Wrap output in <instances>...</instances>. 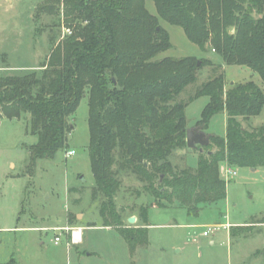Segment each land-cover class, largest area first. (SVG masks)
Here are the masks:
<instances>
[{
	"label": "trees",
	"instance_id": "trees-1",
	"mask_svg": "<svg viewBox=\"0 0 264 264\" xmlns=\"http://www.w3.org/2000/svg\"><path fill=\"white\" fill-rule=\"evenodd\" d=\"M152 1L157 15L146 2ZM72 29L57 45L40 75L0 76V117H28L27 173L39 160H53L68 148L70 117L81 100L89 103V155L103 227L125 239L131 253L149 246L150 207L140 208L142 226L127 225L115 199L121 174L134 175L158 208L175 203L189 214L227 198L221 167H264V125L244 128L259 116L264 92L254 81L226 87L225 73L203 83L188 102L179 100L195 84L208 60L156 57L172 48L160 20L184 30L188 40L208 46L228 66L248 67L264 83V0H63ZM52 10V9H51ZM80 20L73 25L74 20ZM202 97L208 103L197 127L227 115L224 137L210 136L196 169L175 168L171 157L186 143V107ZM208 152H211L209 155ZM8 264H17L12 260Z\"/></svg>",
	"mask_w": 264,
	"mask_h": 264
},
{
	"label": "rangeland",
	"instance_id": "rangeland-1",
	"mask_svg": "<svg viewBox=\"0 0 264 264\" xmlns=\"http://www.w3.org/2000/svg\"><path fill=\"white\" fill-rule=\"evenodd\" d=\"M146 8L157 15L152 1L146 2ZM65 10L63 0H0V76L42 73L52 49L72 34ZM160 25L169 33L172 48L156 60L194 57L211 62L200 68L197 82L179 100L188 102L203 83L220 73H225L226 87L254 81L264 92L263 81L248 67L228 66L210 46L202 50L190 42L182 28L163 20ZM207 103L208 98L202 97L188 104V129L197 128ZM88 119L86 96L70 117L74 129L68 148L53 160H39L28 174L29 148L38 141L26 132L28 117L0 118V229L11 228L0 230V264L12 260L17 264H264V167L222 166L227 198L201 205L197 214H189L178 203L164 209L154 206L143 183L132 174H121L123 185L115 203L125 223L131 225L128 219L136 217L133 225H144L140 208L150 207L149 246L131 253L116 229L103 227L99 205L92 200L95 182ZM242 124L246 129L264 125V109ZM204 131L224 137L226 113L215 116ZM68 151L75 154L67 157ZM200 154L178 150L171 162L175 168L196 169ZM227 168L236 174L228 178ZM8 175L23 176L5 183ZM210 227L215 231L204 236ZM79 229L81 240L76 243L73 233Z\"/></svg>",
	"mask_w": 264,
	"mask_h": 264
},
{
	"label": "water",
	"instance_id": "water-1",
	"mask_svg": "<svg viewBox=\"0 0 264 264\" xmlns=\"http://www.w3.org/2000/svg\"><path fill=\"white\" fill-rule=\"evenodd\" d=\"M201 62H198L200 65ZM210 135H207L202 128H194L186 130V143L188 149L199 151L200 153H204V148L210 145ZM210 155L211 152H208ZM137 221L136 217H131L128 219V223L133 225Z\"/></svg>",
	"mask_w": 264,
	"mask_h": 264
},
{
	"label": "built area",
	"instance_id": "built-area-1",
	"mask_svg": "<svg viewBox=\"0 0 264 264\" xmlns=\"http://www.w3.org/2000/svg\"><path fill=\"white\" fill-rule=\"evenodd\" d=\"M75 154L74 151H68L67 152V157H70V156H73ZM229 168V167H228ZM226 170V174H227V177L228 178H231L233 175H235L236 173L231 170V169H228ZM216 228L214 227H210L208 230L204 231V236H210V234H212L214 231H215ZM67 232L69 231V229H65ZM79 233L80 236L82 235V230L79 229L78 231L74 232L73 233V240L74 242L78 243L80 240H78V238L76 237V234ZM60 241V238L59 237H56L55 239V243L58 244V242Z\"/></svg>",
	"mask_w": 264,
	"mask_h": 264
},
{
	"label": "crops",
	"instance_id": "crops-1",
	"mask_svg": "<svg viewBox=\"0 0 264 264\" xmlns=\"http://www.w3.org/2000/svg\"><path fill=\"white\" fill-rule=\"evenodd\" d=\"M0 118H4V120L3 121H5V120H9V121H20V120H18V119H13V120H10V119H7L5 116H3V115H1V117ZM1 126H2V121L0 122V129H1ZM20 176H23V175H17V176H11V175H8L7 176V181L5 182V183H7L9 180H15V179H17V178H19ZM0 230H6V231H8V230H11V228H5V229H0Z\"/></svg>",
	"mask_w": 264,
	"mask_h": 264
},
{
	"label": "bare ground",
	"instance_id": "bare-ground-1",
	"mask_svg": "<svg viewBox=\"0 0 264 264\" xmlns=\"http://www.w3.org/2000/svg\"><path fill=\"white\" fill-rule=\"evenodd\" d=\"M76 237L78 238V240H81V236L79 233L76 234Z\"/></svg>",
	"mask_w": 264,
	"mask_h": 264
}]
</instances>
